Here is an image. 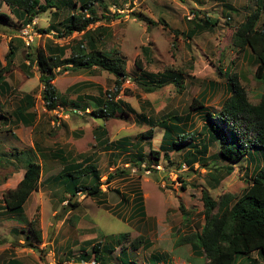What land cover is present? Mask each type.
I'll list each match as a JSON object with an SVG mask.
<instances>
[{"label": "rangeland", "instance_id": "1", "mask_svg": "<svg viewBox=\"0 0 264 264\" xmlns=\"http://www.w3.org/2000/svg\"><path fill=\"white\" fill-rule=\"evenodd\" d=\"M259 2H98L93 9L100 21L92 28H103L99 31L102 34L99 50L118 55L125 62L127 78L120 83L121 93L117 99L128 103L134 113L127 110L123 118L97 120L92 115L91 105L86 111L77 107L87 105L88 97L103 99L106 91L118 89L116 76L99 67L90 71L57 72L54 83L62 99L58 100L56 110L49 111L42 99L43 87L37 69L33 70L32 78L21 69L24 54L30 50L25 44L19 46L15 64L6 75L12 93L0 99V115L11 120L9 123L0 118V206L3 194L16 188L22 180L27 159L38 162L43 175L39 190L32 194L21 215L0 213V264L14 259L21 264H97L94 256L91 262L80 260L83 251L91 253L92 247L87 244L91 240H95L94 244L101 241L105 246L115 247V252L106 254L107 264H120L118 259L123 249H127L128 264H152L154 256L159 258L155 264H203L206 261L194 255L190 245L181 242L184 237L200 233L205 224L203 194H208L215 202L225 195L241 196L255 167L260 165V161L250 157L237 164L223 161L219 142L211 145L205 154L199 155L196 151L208 135L206 129L202 130L205 117L216 116L222 101L229 95L228 90H232L223 73L228 70L237 75L251 103L257 104L263 94L264 85L255 80L256 64L251 52H238L234 46L237 28L257 10ZM228 7L236 11L226 9ZM3 10L8 11L5 7ZM137 15L150 19L155 25H148ZM206 18L217 21V25L207 27ZM49 24V13L33 21V49L43 48L46 42L75 45L81 39L78 33L61 39L53 33L43 34L41 30L48 29ZM22 30L15 19L10 26L0 25V60L4 65L10 37H20ZM151 74L157 75L164 84L154 93H148V87L144 86L148 81L146 75ZM211 84L216 87L209 92ZM26 94L34 99L31 113L36 118L30 126L15 122L11 116ZM205 94L206 108L198 114L191 113L189 107L193 100ZM140 115L152 118L156 124L168 115L193 118L184 122L186 131L190 135L194 133L196 138L187 141L197 147L191 150L192 157L188 148L168 156L162 152L156 162L158 165H154L150 150L160 151L164 130L156 127L153 135H147L152 139L141 141L150 126L137 118ZM103 132L105 136H101ZM61 157L68 158L69 164H94L100 171L101 183L106 182L110 174L119 175L110 187L102 186L103 197L94 199L79 194L71 199L70 203L80 204L78 209H73L68 202L62 204L59 186L51 179L64 168ZM187 160L194 164H188ZM227 167H233L231 175H227ZM217 180L221 181L219 185ZM137 193L142 196L145 217L137 216ZM100 201L103 205H99ZM183 213L188 216L187 222L183 221ZM32 221H36V229L42 232L41 244L29 232ZM122 234L128 237L114 243L113 238ZM101 235L105 238L100 239ZM141 235L152 242V247L133 251L132 243ZM237 264H264V261L254 253L240 257Z\"/></svg>", "mask_w": 264, "mask_h": 264}, {"label": "trees", "instance_id": "2", "mask_svg": "<svg viewBox=\"0 0 264 264\" xmlns=\"http://www.w3.org/2000/svg\"><path fill=\"white\" fill-rule=\"evenodd\" d=\"M259 1L257 10L248 15L237 28L234 46L238 48V52L245 50L251 52L252 59L256 64L255 80L257 83L264 85V20H262L264 0ZM98 2L104 3L105 1L80 0L77 4L69 0L68 6H63L61 9L54 5L53 0H0V25L10 26L12 16H14L24 28L31 25L39 16L54 8L57 10L54 14L55 19H52L53 21L48 29L41 30V32L45 35L55 32L58 39L69 38L75 33L81 35V39L75 45L59 46L48 42L43 48L33 49L29 46L30 51L24 54L21 69L30 78L34 75L33 70L37 69L39 81L43 87L42 99L49 111L56 110L57 102L60 99L54 84L57 72L90 71L99 67L116 76L118 89L106 91L103 99L88 97L87 105L77 107L86 111L91 105L92 115L97 120H110L117 118V116L123 118L127 115V110L134 113L128 103L122 99H117L121 93L120 83L127 78L124 60L118 55H108L99 50L102 35L99 31H103V28H92L100 21L96 9H93ZM4 6L9 9V13L2 11ZM68 8L72 13H67ZM226 9L236 11L232 7ZM121 10H124V8H121ZM58 11L59 13H57ZM137 18L147 22L148 25H155V22L142 17V15H137ZM217 23V21L212 22L209 18L205 20L207 27L216 26ZM24 44V41L18 35H14L5 56L6 65H3L0 61V99L12 93L6 75L15 64L19 46H24ZM68 50L70 55L66 57ZM136 66L141 67L138 61H136ZM222 75L229 79L228 86L232 85V90H228L229 95L222 101L219 113L216 116L209 114L205 117L206 120L202 130L206 129L208 139L205 137L206 141L204 139L200 150L196 151L199 155L205 154L209 151L211 145L219 142V154L223 161L237 164L250 157L257 162L260 161V165L255 167L251 180L241 196L225 195L219 202H215L208 194L204 193L205 224L200 233L193 234L191 237H184L181 242L190 245L194 255L205 258L206 261L203 264H237L240 257L250 256L254 253H257L264 261V91L259 102L253 104L237 75L230 74L228 70ZM146 78L148 81L144 86L148 87L146 88L148 93H154L163 88L164 84L161 79H158L157 75L151 74L148 77L146 75ZM215 87V84H211L209 92ZM206 97L207 94L201 99H194L189 107L190 112L198 114L200 113L199 110L205 109V101L208 100ZM33 107V97L26 94L19 101L11 116L15 122L30 126L36 118L31 113ZM0 118L4 122L11 123L8 117L0 115ZM137 118L142 119L144 123L150 126L148 134L141 136V141L146 138L152 139V136L147 137V135H153V130L156 127L164 130L160 151L150 150V156L155 160L154 165H158L156 162H159L162 152L168 156L170 153L188 148L189 155L192 157L191 150L197 149L195 145L187 142L189 139L194 141L196 138L194 133L190 135L186 131V124H184V122H189L193 118L168 115L162 121L156 120L158 124L155 120L146 116L140 115ZM105 135V132L101 133V136ZM198 137H200V133ZM123 145L126 146V144ZM34 157L36 159V154H34ZM61 161L64 164L63 170L58 176L51 179L59 186L57 188L60 192L59 195H61L62 204L68 202L73 209H78L80 204L77 201L70 203L71 199L76 198L79 194L99 199L105 195L102 186L105 184L109 186L119 175L118 173L110 174L107 181L101 183L100 171L94 164H69L67 163L68 158L65 157H61ZM193 161L187 160V163L193 165ZM233 172V167H227V175H231ZM42 175L43 170L40 164L27 159V167L22 180L16 188L3 194L0 213L21 215L32 194L39 190ZM216 182L219 185L221 181L217 180ZM117 194L119 193L117 192ZM137 195L138 200L135 205L137 216L145 217L142 196H140V193H137ZM99 205H103V202L100 201ZM105 209L108 210V208ZM187 218L188 216L183 213L184 222L189 220ZM35 223L36 221L30 223L29 232L35 237L36 242L41 244L43 243L42 232L39 228L36 229ZM127 237V234H122L117 238H113V241H115L114 243L122 242ZM28 238L30 237L28 236ZM103 238L105 236L101 235L100 239ZM94 241H88L87 244L92 247V251L91 253L83 251L80 260L91 262L94 256L95 263L107 264L109 257L106 254L115 252V247L113 245L105 246L101 241L94 244ZM132 247L133 251L142 247L148 250L152 247V242L141 235L133 241ZM126 252L127 249L122 250L121 259H118L120 264H128L129 260H126ZM158 261L159 258L154 256L152 264ZM8 264L21 263L14 259L9 261Z\"/></svg>", "mask_w": 264, "mask_h": 264}, {"label": "crops", "instance_id": "3", "mask_svg": "<svg viewBox=\"0 0 264 264\" xmlns=\"http://www.w3.org/2000/svg\"><path fill=\"white\" fill-rule=\"evenodd\" d=\"M54 1V5H56L57 7H59V8H61L62 9V7L63 6H68V2H69V0H53ZM66 1H67V3H66ZM74 3H79L80 2V0H72ZM104 1H107V0H104ZM95 6H96V4H95ZM94 6V7H95ZM5 8H7L6 6H4ZM3 7V8H4ZM69 9V11L67 12V13H72V12H70V8H68ZM7 10L8 11H5V10H2V11H5V12H7V13H9V9L7 8ZM57 10L56 9H54V8H52V9H50L47 13H49L50 14V24H51V22L53 21L52 19H55V16H54V14H55V12H56ZM66 11V10H65ZM47 13H45V14H47ZM57 13H59V11L57 12ZM61 13V12H60ZM66 13V12H65ZM53 17V18H52ZM59 18V17H58ZM16 20V18L14 17V16H12V20ZM37 20H39V17L38 18H36ZM17 21V20H16ZM50 24H49V26H50ZM33 25V24H32ZM6 26V25H5ZM35 26V25H34ZM53 34H55V32H53ZM13 38V36L12 37H10V39H12ZM11 41V40H10ZM46 43H48V42H46ZM55 44V43H54ZM57 44V43H56ZM57 45H59V46H64V45H61V44H57ZM45 46V45H44ZM66 46V45H65ZM68 52H69V50H68ZM68 52H67V54H68ZM66 57H69V56H66ZM1 61V60H0ZM2 62V61H1ZM2 64H3V62H2ZM4 65V64H3ZM68 72H70V71H68ZM55 84V83H54ZM59 97H60V99H62V96L59 94ZM84 162H80V163H78V164H83ZM86 164H89V163H86Z\"/></svg>", "mask_w": 264, "mask_h": 264}, {"label": "built area", "instance_id": "4", "mask_svg": "<svg viewBox=\"0 0 264 264\" xmlns=\"http://www.w3.org/2000/svg\"><path fill=\"white\" fill-rule=\"evenodd\" d=\"M32 25H27L21 31L20 38L24 41L27 47L31 46L34 43V34H32Z\"/></svg>", "mask_w": 264, "mask_h": 264}, {"label": "clouds", "instance_id": "5", "mask_svg": "<svg viewBox=\"0 0 264 264\" xmlns=\"http://www.w3.org/2000/svg\"><path fill=\"white\" fill-rule=\"evenodd\" d=\"M32 24H33V23H32ZM32 24H31V25H32Z\"/></svg>", "mask_w": 264, "mask_h": 264}]
</instances>
